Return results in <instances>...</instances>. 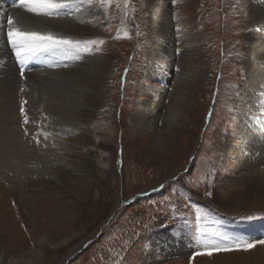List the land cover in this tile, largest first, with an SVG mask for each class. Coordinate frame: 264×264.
I'll return each instance as SVG.
<instances>
[{
  "label": "rangeland",
  "instance_id": "rangeland-1",
  "mask_svg": "<svg viewBox=\"0 0 264 264\" xmlns=\"http://www.w3.org/2000/svg\"><path fill=\"white\" fill-rule=\"evenodd\" d=\"M151 2H87L100 14L82 21L87 35L74 40L103 59L104 74L79 113L81 132L67 136L69 150L53 158V174L0 178V264H264L263 175L222 169L227 146L240 145L231 131L245 79L244 0H167L177 62L163 79L167 72L154 66L165 59L154 48L160 37ZM188 56L202 58L204 70L197 84L182 85ZM43 57L46 64L35 68L55 69L52 52ZM146 85L164 93L143 95ZM23 185L32 198H20ZM246 225L257 230L254 239ZM170 237L186 248L175 251ZM247 243L256 247L207 255Z\"/></svg>",
  "mask_w": 264,
  "mask_h": 264
},
{
  "label": "bare ground",
  "instance_id": "bare-ground-1",
  "mask_svg": "<svg viewBox=\"0 0 264 264\" xmlns=\"http://www.w3.org/2000/svg\"><path fill=\"white\" fill-rule=\"evenodd\" d=\"M88 1L81 0L79 10L65 9L61 10L59 16L51 17L31 15L23 8L8 11L5 16H2L0 10V178L2 179L12 173L14 178L24 180L30 173L29 170L37 171V169L46 176L52 175L54 171H48L51 169L53 160H57L53 158L58 157L61 150H69L70 140H67L66 137L76 136L82 130V116L80 117L79 113L81 109L89 107L88 94L92 92L91 84L104 74V68L101 66L103 59L84 53L83 47L74 40L84 39L87 35L84 30L86 29L85 25L80 23L96 19L100 14L99 9L87 4ZM166 1L152 0L150 7L151 25L160 37L154 48L158 58L165 59L159 61L160 65L155 64L154 66L161 67V70L167 72V74H161L158 79L170 76V70L175 67L177 62L172 51L176 42L170 35L172 24L167 18L169 7ZM243 4V10L247 13L243 24L247 27L248 33L244 36V40H241V46H238L241 47V50L244 49L246 55V62L242 64L245 65L243 66L245 67V79L241 89V98L237 101V115L234 117L236 123L234 130L231 131L232 138L237 142L236 144L240 145L227 146L226 152L230 151V153L225 155L228 160L223 162L222 169L225 168L241 178H246L252 172L259 170L264 178V0H244ZM7 16H11L17 22L14 26L15 30L52 35L56 38L71 40L73 45L67 46L68 54L66 52H59L61 55L52 53L54 61L51 66H54L55 69L35 68L39 65L36 61L43 57L45 52L38 53L35 55L36 60L27 62L32 63V66L28 67L24 78H21L15 66V56H12L10 44L7 43ZM40 43L42 42L28 44L29 51L26 49L25 55L32 54V50L36 47L44 46H39ZM163 47L166 51L163 50ZM189 60L190 63L188 62L189 65L186 66L185 72L182 73V76L180 75L181 77H178L182 85L187 82L197 84V80H200L204 70L202 69L204 62L202 58L194 59L193 56H188ZM225 69L227 68L225 67ZM232 75L234 74H230V76ZM161 89H152L147 85L142 86L143 95H155L158 99L161 97L159 94L163 92ZM23 101H27L24 104L29 119L27 125L23 124L24 116L20 113ZM155 105L159 109L161 103L158 102ZM140 106L144 107L143 112L146 114L145 111L149 110L148 106L144 104ZM154 113L158 116L157 110ZM148 124L150 129L154 122L149 121ZM25 129H27V135ZM45 133L47 134L46 140ZM37 139L40 140L39 144L36 143ZM34 180H32L33 184L36 183ZM9 183L12 184L11 181ZM3 185L0 183V193L4 188ZM19 194L21 199L31 197L27 186H24ZM29 206L31 207L30 204ZM29 209H26L27 212L32 214ZM31 210L33 211V209ZM34 211L36 212V210ZM244 233L250 239L257 236V230L252 225H246ZM170 239L179 244L173 247L175 251L182 252L186 248V245H182L183 243L178 239L173 237ZM146 264H150V262H146Z\"/></svg>",
  "mask_w": 264,
  "mask_h": 264
},
{
  "label": "snow or ice",
  "instance_id": "snow-or-ice-1",
  "mask_svg": "<svg viewBox=\"0 0 264 264\" xmlns=\"http://www.w3.org/2000/svg\"><path fill=\"white\" fill-rule=\"evenodd\" d=\"M101 4L104 3V0H100ZM111 2V0H109ZM81 4V0H19L18 5L16 7H20L25 9L28 13L43 15V16H59L61 14V10L65 9H74L79 10ZM17 22L13 20L11 16L7 17L8 24V39L12 43V47L15 50L16 59L19 64V75L21 78H24L25 75V65L27 61L31 58L30 56L25 55L26 46L30 43L35 42H43L42 47H36L32 50V56L37 55L40 52H66L67 46H72L73 42L71 40L56 38L52 35H41L36 32H20L19 30L14 31V26ZM78 43V42H77ZM23 91V89H21ZM27 101H23L20 107V113L24 116L23 124L27 125L29 123V119L27 117L24 104ZM47 119V118H46ZM25 134L27 135V129H25ZM45 140L47 139V134L44 135ZM36 143L39 144L40 140L37 139ZM211 195V193H208ZM259 243L264 244V241H259ZM244 248L245 250L252 249L256 247L255 243H247L244 245L236 244L230 247L225 248H216L214 250H209L207 255H212V251H229L232 248ZM203 253H197V255H201Z\"/></svg>",
  "mask_w": 264,
  "mask_h": 264
}]
</instances>
